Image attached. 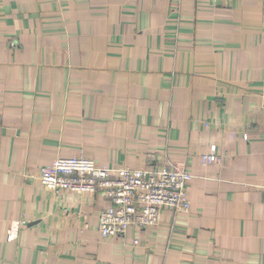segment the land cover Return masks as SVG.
Wrapping results in <instances>:
<instances>
[{
    "label": "crops",
    "instance_id": "0c3cea01",
    "mask_svg": "<svg viewBox=\"0 0 264 264\" xmlns=\"http://www.w3.org/2000/svg\"><path fill=\"white\" fill-rule=\"evenodd\" d=\"M73 156L184 165L191 209L105 239L39 180ZM0 264H264V0H0Z\"/></svg>",
    "mask_w": 264,
    "mask_h": 264
},
{
    "label": "built area",
    "instance_id": "2783aa9c",
    "mask_svg": "<svg viewBox=\"0 0 264 264\" xmlns=\"http://www.w3.org/2000/svg\"><path fill=\"white\" fill-rule=\"evenodd\" d=\"M202 161L205 165L221 161L216 146L203 155ZM192 178L184 165L173 163L159 171L125 165L111 169L84 156L59 157L43 166L39 175L40 182L54 191L105 193L109 206L99 216V232L105 239L124 236L131 226L157 225L164 208L189 212L188 182Z\"/></svg>",
    "mask_w": 264,
    "mask_h": 264
}]
</instances>
